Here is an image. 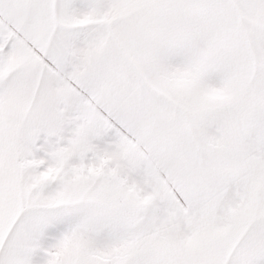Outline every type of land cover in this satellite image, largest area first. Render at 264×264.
Here are the masks:
<instances>
[{
  "label": "snow or ice",
  "instance_id": "6c2138e0",
  "mask_svg": "<svg viewBox=\"0 0 264 264\" xmlns=\"http://www.w3.org/2000/svg\"><path fill=\"white\" fill-rule=\"evenodd\" d=\"M0 264H264V0H0Z\"/></svg>",
  "mask_w": 264,
  "mask_h": 264
}]
</instances>
